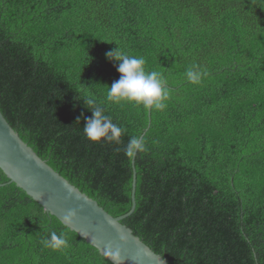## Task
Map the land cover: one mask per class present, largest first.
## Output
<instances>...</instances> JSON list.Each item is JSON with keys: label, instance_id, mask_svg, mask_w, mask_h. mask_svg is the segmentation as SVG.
<instances>
[{"label": "trees", "instance_id": "trees-1", "mask_svg": "<svg viewBox=\"0 0 264 264\" xmlns=\"http://www.w3.org/2000/svg\"><path fill=\"white\" fill-rule=\"evenodd\" d=\"M116 45L164 75V111L107 100ZM90 99L119 144L85 137ZM0 113L113 218L134 170L120 223L167 264H264V0H0ZM7 183L0 170V264H111ZM52 232L70 247H46Z\"/></svg>", "mask_w": 264, "mask_h": 264}, {"label": "water", "instance_id": "water-1", "mask_svg": "<svg viewBox=\"0 0 264 264\" xmlns=\"http://www.w3.org/2000/svg\"><path fill=\"white\" fill-rule=\"evenodd\" d=\"M0 170L8 179L7 184H14L45 213L75 233L111 264L115 262L103 252L106 248L115 250L117 247L122 257L121 264H167L120 223L135 208L134 170L131 208L127 214L113 218L47 166L20 140L1 113ZM72 209L76 210V216L70 224L65 223L63 216Z\"/></svg>", "mask_w": 264, "mask_h": 264}, {"label": "clouds", "instance_id": "clouds-1", "mask_svg": "<svg viewBox=\"0 0 264 264\" xmlns=\"http://www.w3.org/2000/svg\"><path fill=\"white\" fill-rule=\"evenodd\" d=\"M105 57L118 65L116 71L119 74V79L108 87L107 100L109 102L117 105L127 103L157 111H164L167 108V101L170 98L169 89L166 86L167 81L161 72L147 70L146 60L143 57L130 55L117 45L106 52ZM205 74L196 65L190 67L185 73L186 79L194 85H199L202 75ZM87 103L92 107L91 117L85 120L83 127L85 137L93 143L119 144L123 129L113 123L111 117L105 114L103 107L96 105L91 99ZM143 150V142L133 138L125 151L126 155L131 157ZM75 216L76 210H68L63 216V221L70 224ZM43 244L53 250L70 247L65 236L56 232H52L50 238L44 240ZM103 254L110 257L115 264H121L122 257L118 247L115 250L106 248Z\"/></svg>", "mask_w": 264, "mask_h": 264}]
</instances>
